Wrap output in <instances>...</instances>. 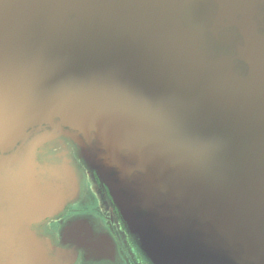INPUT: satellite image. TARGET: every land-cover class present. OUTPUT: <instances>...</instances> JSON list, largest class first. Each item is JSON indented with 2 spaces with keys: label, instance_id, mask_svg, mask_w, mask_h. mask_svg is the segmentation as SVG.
<instances>
[{
  "label": "water",
  "instance_id": "95a60500",
  "mask_svg": "<svg viewBox=\"0 0 264 264\" xmlns=\"http://www.w3.org/2000/svg\"><path fill=\"white\" fill-rule=\"evenodd\" d=\"M67 143L152 264H264V0H0V264L76 262Z\"/></svg>",
  "mask_w": 264,
  "mask_h": 264
},
{
  "label": "flooded vegetation",
  "instance_id": "af4514ba",
  "mask_svg": "<svg viewBox=\"0 0 264 264\" xmlns=\"http://www.w3.org/2000/svg\"><path fill=\"white\" fill-rule=\"evenodd\" d=\"M67 145L80 177L79 198L34 231L56 247L74 249V264H152L128 230L107 187Z\"/></svg>",
  "mask_w": 264,
  "mask_h": 264
},
{
  "label": "rangeland",
  "instance_id": "374dc122",
  "mask_svg": "<svg viewBox=\"0 0 264 264\" xmlns=\"http://www.w3.org/2000/svg\"><path fill=\"white\" fill-rule=\"evenodd\" d=\"M79 175V174H78ZM79 180H80V177H79ZM80 184V183H79ZM79 195H80V193H79ZM77 259V258H76Z\"/></svg>",
  "mask_w": 264,
  "mask_h": 264
}]
</instances>
